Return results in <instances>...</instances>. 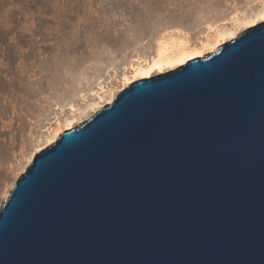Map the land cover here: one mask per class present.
<instances>
[{"label":"water","instance_id":"obj_1","mask_svg":"<svg viewBox=\"0 0 264 264\" xmlns=\"http://www.w3.org/2000/svg\"><path fill=\"white\" fill-rule=\"evenodd\" d=\"M0 264H264V21L39 151Z\"/></svg>","mask_w":264,"mask_h":264},{"label":"rangeland","instance_id":"obj_2","mask_svg":"<svg viewBox=\"0 0 264 264\" xmlns=\"http://www.w3.org/2000/svg\"><path fill=\"white\" fill-rule=\"evenodd\" d=\"M262 21L264 0H0V209L39 151L130 83ZM171 37L188 53L151 67Z\"/></svg>","mask_w":264,"mask_h":264},{"label":"bare ground","instance_id":"obj_3","mask_svg":"<svg viewBox=\"0 0 264 264\" xmlns=\"http://www.w3.org/2000/svg\"><path fill=\"white\" fill-rule=\"evenodd\" d=\"M219 34H220V32H219ZM189 49H190V46L187 42H185V40L175 38V37H171L170 39H166V40L164 39L159 43V46L157 49V54L153 59L151 67L157 66V65H162V64L167 63L171 60H176V59L179 60L182 56H184V54L188 53ZM189 57L190 58L187 57L188 60H191V59H195L197 56L192 57V55H189ZM186 61H187V59H185V58L183 59V57H182L181 65L186 63ZM179 65H180V63H179ZM144 69L145 68L143 66H139L138 71H143ZM146 75H148V74H146ZM54 140L55 139H53V141Z\"/></svg>","mask_w":264,"mask_h":264}]
</instances>
